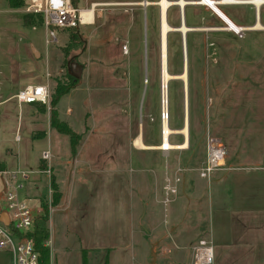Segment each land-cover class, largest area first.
<instances>
[{"label": "rangeland", "instance_id": "obj_1", "mask_svg": "<svg viewBox=\"0 0 264 264\" xmlns=\"http://www.w3.org/2000/svg\"><path fill=\"white\" fill-rule=\"evenodd\" d=\"M21 1L19 7H11L8 0H0V72L2 74L0 78L7 76L11 63L18 62L22 65H29V69L35 71L43 83L48 67L50 72H54L58 68L59 46L65 45L69 41L70 35L74 31H78L82 36L83 44L81 46L79 43L71 45L66 60L72 61V58L75 57L76 61H79L81 53L86 50L85 58L90 59L92 63L93 79L86 81L84 76L83 83L71 94L61 99L60 106L68 104L73 110V125L78 129H83L86 111L91 112L95 107L101 108L110 104L109 107H112L113 110L111 111L114 113V121L111 122L112 127L115 129L119 127L118 118L125 120L124 117H127L130 119L129 132L134 131L138 123V131L142 133L146 142H160L164 115L160 72V31L158 35V30L155 29L153 35L152 26L147 25L144 13L137 23L131 22L129 24L126 20L123 26H117L116 29L122 34L114 28H109L106 31V17L104 19L103 17L111 15L117 6L104 4L101 2L103 0H94V2L104 5L98 4L95 7L96 18L93 24L81 25L73 30L57 31V42L46 45L44 26L37 23L28 24L23 21V16L26 14L23 10L25 2L24 0ZM104 1L111 2L112 0ZM91 3L89 0H77V3L73 4L81 9H86L90 8ZM261 7L262 25H264V5ZM243 8L244 6L234 5L229 7L237 13L242 12ZM216 12L227 25L235 24L220 9ZM231 31V38L221 39L210 46L204 45L205 51H203L204 53L200 52L201 57L199 58L200 55H198L196 63L200 72L199 75H192L191 61L193 62V60L189 45L186 46L185 42H181L179 34L170 33L169 37L167 35L166 67L172 77L167 82L165 116L167 115L166 121L170 128V140L175 144L170 141L169 143L173 146L181 144L184 141L181 130L185 124L186 106L184 81L178 76H181L184 67H186L187 55L190 61L187 64L189 72L186 73L188 143L185 148L174 150L176 154H171L169 159L172 163L180 162V177L182 170L185 169L180 178V183L181 181L183 183L190 175L200 176V169L203 167L207 156V138L213 137L221 142L226 151L221 167L246 169L242 172L244 176L241 180H236V182L233 180L236 184L232 189V212L228 213L226 218L227 221L229 220V225L234 226V230L232 232L226 230V232L221 233L222 236L233 239L234 242L240 244L246 240V237L241 233L248 231V228L245 227L247 220L259 228L262 224L264 225V168H262L264 166V29L253 30L249 28L244 31ZM87 43L89 44L88 49ZM34 50L41 54V59L35 64L36 66L32 64L34 61L29 56V54L34 55ZM123 56L124 59L121 62L124 64L123 67H130V71L133 73L129 75L131 85L124 91L111 89L110 84L114 82L113 78L118 83L120 81L114 75L111 79L107 74L105 77L98 74L100 66L98 61H105V59L108 61L112 57L114 60L113 67H118L115 60H120ZM86 63L84 60L83 65ZM66 72V67H64L61 74L51 77L50 98L57 79L62 78ZM7 81L3 83V90L0 89L2 97H7L13 93L11 83ZM29 82L38 83L35 77ZM96 87H99L98 90L104 91L106 97L100 95L101 99L95 100L96 103H88L89 91L90 89L95 90ZM122 94L124 98H120ZM119 104L120 106L123 105L120 107ZM33 106L28 104L18 106L15 98L0 103V161H3L9 170L17 168L18 165L25 171H34L29 179H36L37 182L40 177V173L37 172L39 170L37 165L43 151L48 150L53 155L52 165L56 173L60 171L64 174L68 173L72 163L68 164L67 162L71 148L69 137L66 134L53 130L51 134L49 132V136H33L31 130L35 126L36 128L42 126L50 131V124L46 118L47 113L41 114L42 122L36 121L37 124L33 122V111L39 114L37 110L31 108ZM47 106L50 107V99ZM143 123L145 126H140ZM118 131L106 136L101 133L99 136L91 135L93 139L98 137L99 139L94 143L90 138V141L86 143L85 157L94 160L97 146H99L98 149L101 153L108 150L109 147L117 145L120 147V143L126 142V139H121L122 134ZM125 132L128 133V129ZM102 155L104 159L109 158V155L103 153ZM208 177L209 175L203 178ZM46 178V176L43 177V184L37 190L34 189L36 185L32 188L26 184L19 194L32 197L33 200L31 199L29 204L34 205L36 203L35 196L38 193L45 194L48 191ZM86 181L89 184L90 180L87 179ZM67 182L65 181L62 186H65ZM127 182L128 174L125 170L121 177H115L113 185H110L107 179L100 181L99 185L105 192V198L108 197L106 191L112 188L115 190L114 197L121 198L116 205L113 221L115 222V229L124 230V232L121 235H116L113 239L110 235H91L87 237L89 243L101 244L112 239L115 240V244L124 245L130 239L129 233H127L130 226L128 218L129 186ZM69 188H71L70 181L66 184L65 189L70 190ZM104 192L100 195H103ZM2 204H5V201H2ZM97 206L99 209L98 203ZM95 210L96 208L89 213L87 219L89 225L99 223L97 225L99 226L104 223L105 227L108 228L110 219L103 221L101 218L99 220L98 217H93ZM106 211L112 212V209L106 206ZM60 222H62L61 218L57 220V223ZM225 223L226 221L222 223L223 226ZM222 224L218 225L219 230L222 229ZM241 246L239 249L236 248L228 253L225 259L232 261L241 255L247 257L250 251L240 249ZM4 255L5 252L0 251V264L5 262ZM100 256V252L94 251L89 258L90 264L99 262Z\"/></svg>", "mask_w": 264, "mask_h": 264}, {"label": "crops", "instance_id": "obj_2", "mask_svg": "<svg viewBox=\"0 0 264 264\" xmlns=\"http://www.w3.org/2000/svg\"><path fill=\"white\" fill-rule=\"evenodd\" d=\"M169 1L171 4L167 7L168 10L166 9L165 21L173 30L169 31L167 35L169 37L170 33L179 34L181 42H185L186 46L189 45L193 60V62L191 61L192 75H199L200 72L196 63L198 55H200L199 58L201 57L200 52L204 53L203 51H205L204 45L210 46L221 39L231 38L232 31L227 28L229 25L212 7L201 3L200 0H184L185 4L183 7L180 6L179 0ZM91 2H94V0H89V3ZM101 2L117 6L111 15L103 17V19L106 17V31L109 28L116 29L119 25L123 26L126 20L129 24L131 22L137 23L144 13L147 25L152 26L153 35L155 29L158 30L159 35L162 23L160 0H112L111 2L103 0ZM233 5L244 6V8L242 12L237 13L229 9ZM216 7L233 21L234 25L244 28L242 31L248 30L258 22L263 24L261 6L257 9L251 3H218ZM116 10L118 11L115 12ZM95 18L94 13L93 22ZM181 25L187 28L184 34L179 30ZM116 31L122 34L121 31L117 29ZM61 47L62 45L59 46V49ZM88 47L89 44L87 43V49ZM85 54L86 50L80 55V58H83V60L79 58V61H76L75 57L72 58V61H76L82 66L81 77L76 79L75 86L63 94L54 106L57 118L65 122L68 127L80 135L75 153L69 152L68 154L67 162L68 164L72 163L70 169L65 174L61 171L56 173L52 165L53 155L50 152L49 160L42 161L40 157L37 165L38 169H40L39 165L41 163L47 165L50 169V177L44 173H40L37 182L36 179L26 182L27 186L30 185L32 188L36 185L34 189L37 190L43 184L44 176L47 177V185L50 183L51 176H54L61 194L59 202L48 212L50 264H82L83 255L86 258V264H90L89 258L94 251L101 253L100 261L96 264H193V247L201 239L209 241L212 245L214 256L212 264H264L263 224L259 228V226L248 222L250 220H247L245 227L248 228V231L247 233H241L246 237V240L240 244L221 234L222 232H226V230L228 232L234 230V226L229 225V220L227 221L226 217L228 213L232 212V189L236 184V180L243 178L244 173L242 172L246 171L245 168L234 167L233 169H225L224 167H220L210 172L208 178H203L199 175H187L188 178L183 183L182 181L180 183V178L183 176L185 169L182 170L180 177V162L176 161L172 163L169 159L171 154H176L174 150L180 148H159L162 140L161 134L160 142H146L142 133L138 131V123L134 131L129 132L130 119L127 117H124L125 120L118 118L120 128L117 127L115 129L111 124L114 121V113L111 111L113 110L111 109L112 107H109L110 104H106L105 107L101 108L95 107L91 112L86 111L84 113L83 129H78L73 125L72 108L68 104L60 106V102L63 97L71 94L73 90H76L83 83L84 76L86 81L93 79L92 63L90 59L85 58ZM29 56L34 61L32 63L34 66L41 59V54L36 50H34V55L29 54ZM186 57L185 71L187 73L189 72V68L187 67L189 57L187 55ZM63 59V53L60 49L58 68H56V71L50 72L48 67V72H46V78L43 83H47L50 86L51 77L61 74L64 67H66V70L68 69L69 61H66L65 66H62ZM123 59L124 56L120 60H115L118 67H113L112 63L114 60L112 57L108 61L106 59L105 61H98L100 63L98 74H102L104 77L107 74L111 79L114 75L120 81L118 83L113 78L114 82L108 83L111 85V89H122L124 91V89H128L131 85L129 75L133 73L130 71V67H123L124 64L121 63ZM84 60L87 62L86 65H83ZM36 74L35 71L29 69V65H22L18 62L11 63L7 76L0 78V89L3 90V83L8 80L7 82L11 83L13 93L7 97L0 95V103L13 99L15 93L25 85L33 84L29 80L34 77L38 82L35 84H42L41 77ZM98 89L99 87H96L93 91L90 89V93L87 96L88 103H96L95 100L98 101L101 99V96H105L104 91ZM111 91L109 92L111 93ZM109 94L108 96H110ZM120 98H124L123 94ZM23 104L34 105L31 108L39 112L37 114L31 110L34 114L33 122L35 123L36 121L42 122L43 118L41 114L47 113L46 118H48L50 124V131H47L42 126H38V128L35 126L31 130L33 136H49V132L51 134L53 130L57 131L50 123L51 106L48 108L47 105L39 102ZM143 125L145 126V123L140 126ZM127 129L128 133L125 132ZM116 131L122 134L120 138H125L126 142H121L120 147H117V145L102 151L103 154L109 155L108 159L102 157L103 155L98 149L99 146L95 148L94 160L85 157L86 143L90 141V138L94 143L99 139V137L93 139L91 135L99 136L101 133L106 136L109 133L111 135L115 134ZM36 133L38 134L35 135ZM170 134L169 141L172 143ZM137 137L141 138V141L145 145L144 148L136 145ZM16 167L19 166L17 165ZM125 170L128 174L127 185L129 186L128 218L130 226L127 233H129L130 239L124 245H117L115 244V240L112 239L116 235H121L124 230H116L113 220L116 205L121 198L114 197V188L106 191L108 197L105 198V192L99 185L100 181L104 179L109 180L110 185H113L115 177H121ZM176 178H178V181H175ZM87 179L90 180L89 184L86 181ZM95 179L96 181H93ZM65 181H70V190L65 189L68 182L65 186H62ZM168 184L176 186V193L167 192L164 187ZM102 192H104L103 195H100ZM43 196L44 194L38 193L35 198ZM24 197L27 203L32 199L29 196ZM28 198L31 199L28 200ZM102 202L103 204L101 205ZM91 205L92 207H90ZM106 206L111 208L112 212L106 211ZM95 208V213L92 216L98 217L99 220L101 218L103 221L110 219L108 228L105 227L104 223L99 226H97L99 223L97 225H89L87 221L89 213L93 212ZM111 215L112 217H110ZM59 218L62 219V222L57 223ZM225 221V226H223L224 224L222 223ZM220 224H222L221 230L217 228ZM91 235H110L112 239L106 243L94 244L88 242L89 239L87 237ZM252 239L254 240L252 241ZM239 246H241L240 249L250 251L248 256L244 257V255H241V257H235L232 261H227L225 259L227 254L236 248L239 249ZM4 257V264H10V257L7 252H5Z\"/></svg>", "mask_w": 264, "mask_h": 264}, {"label": "built area", "instance_id": "obj_3", "mask_svg": "<svg viewBox=\"0 0 264 264\" xmlns=\"http://www.w3.org/2000/svg\"><path fill=\"white\" fill-rule=\"evenodd\" d=\"M24 2L25 13L41 17V25L46 31V45L57 41V31L73 29L93 22L94 13L91 19L85 18L82 11L89 8L81 9L73 4V0H24ZM98 4L102 3L92 2L90 9L94 12ZM14 98L18 106L35 102L48 105L50 87L47 83L27 84L15 93ZM163 117L167 119V115ZM206 149L205 163L199 173L201 177H206L213 170L220 168L226 155L224 146L217 138L208 137ZM49 158L50 152L43 151L41 159L47 161ZM37 172L50 177V169L47 165ZM33 173L34 171H25L19 167L11 170L6 167L0 168V214L6 213L8 217V222L0 217V251L9 254L10 264H41L40 251L36 248L31 233L36 219L44 213L46 208L48 212L52 208L53 188L49 183L48 191L43 197L35 198L34 205L27 203L26 198L19 192L25 188L26 182L30 181L29 177ZM175 181H178V178ZM164 188L168 193H176V186L168 184ZM2 201H5V204H2ZM48 244L47 238L44 245L48 247ZM213 259L212 245L209 241L201 239L193 247V264H212Z\"/></svg>", "mask_w": 264, "mask_h": 264}, {"label": "trees", "instance_id": "obj_4", "mask_svg": "<svg viewBox=\"0 0 264 264\" xmlns=\"http://www.w3.org/2000/svg\"><path fill=\"white\" fill-rule=\"evenodd\" d=\"M8 3L11 7H19L22 1L21 0H8ZM73 3L74 4L77 3V0H73ZM23 21L28 24H31V23L41 24V17L33 16L31 14L26 13L23 16ZM73 29H76V28H73ZM73 29H70V30H73ZM74 43L76 44L79 43V46L83 44L82 36L78 31H74L70 35L69 41L60 48L63 53V57H64L62 66H65V63L67 61L66 56L68 55L69 49H70L69 47L73 45ZM75 83H76V80L68 72H66L62 76V78L57 79L56 85L53 88V92L50 98V106L52 107L50 111L51 126L55 128L58 132L64 133L69 136L70 148H71L72 154L75 153L76 146L80 139V135L74 132L70 127H68V125L65 122L60 121L57 118V113H56V110L54 109V106L63 94H65L66 92H68L70 88L75 86ZM42 161L44 160L42 159ZM4 167H5L4 162L0 161V168H4ZM45 167L46 165H43L42 163L39 165L40 169H43ZM50 183H51V187L53 188L52 205H56L59 202L61 194L58 188V184L55 182L54 176H51ZM47 222H48V210L46 208L44 213L36 219L34 230L31 233L35 241V246L40 251V263L41 264H50L49 248L44 245V241L49 237V228H48ZM82 264H86L85 255L82 256Z\"/></svg>", "mask_w": 264, "mask_h": 264}, {"label": "bare ground", "instance_id": "obj_5", "mask_svg": "<svg viewBox=\"0 0 264 264\" xmlns=\"http://www.w3.org/2000/svg\"><path fill=\"white\" fill-rule=\"evenodd\" d=\"M201 3H205L208 5H210L215 11H218L219 8L216 7V4L218 3H222L225 4L227 2H230L229 4H242V3H251L253 4L257 9L264 5V0H221V1H214V0H200ZM173 3V2H172ZM160 9L162 11V23H161V28H160V50H161V88H162V111H164V115H165V110L167 108V82L168 80L172 77V75L168 72L166 64H167V34L169 31L173 30V28L168 25L165 21V13H166V9L167 7L171 4V2L169 0H160ZM179 4L181 7H183V5L185 4L184 0H179ZM96 5V4H94ZM184 9V8H183ZM168 10V9H167ZM181 10V9H180ZM93 10L92 9H88V10H83L82 14L85 18L87 19H91V16L93 14ZM182 24V23H181ZM184 24V23H183ZM228 29L231 30H236V31H240L243 30L244 28L236 26L234 24H230L228 27ZM251 29H264V25H262L261 23H256L254 26L250 27ZM179 30H181L182 34H184L187 30V28L184 25H181L179 27ZM182 37V36H181ZM183 42V41H182ZM186 60V58L184 59V61ZM185 67L184 70L181 74L180 77L183 81H184V88H185V80H186V75H185ZM167 119L165 117H163L162 120V136H161V144L159 148H164V149H173V148H185L187 146L188 143V139H187V120H186V110H185V124L184 127L181 130V133L184 135V141L176 146H173L172 144L169 143L168 140V135L170 133V128L169 125L166 121ZM136 145L138 147L144 148L145 145L143 144V142L141 141L140 137H137L136 139Z\"/></svg>", "mask_w": 264, "mask_h": 264}, {"label": "water", "instance_id": "obj_6", "mask_svg": "<svg viewBox=\"0 0 264 264\" xmlns=\"http://www.w3.org/2000/svg\"><path fill=\"white\" fill-rule=\"evenodd\" d=\"M67 72L76 80L79 79L81 77L82 74V66L80 63L76 62V61H69L68 62V69ZM185 75L186 72H185ZM187 78V77H186ZM186 80H185V110H186V120H187V84H186ZM0 217L2 218V220H4L5 222H8V217L6 213H1Z\"/></svg>", "mask_w": 264, "mask_h": 264}]
</instances>
